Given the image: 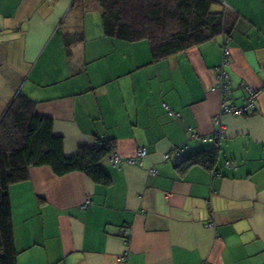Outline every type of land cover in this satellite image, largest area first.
Segmentation results:
<instances>
[{
	"label": "crops",
	"instance_id": "0c3cea01",
	"mask_svg": "<svg viewBox=\"0 0 264 264\" xmlns=\"http://www.w3.org/2000/svg\"><path fill=\"white\" fill-rule=\"evenodd\" d=\"M213 2L227 10L241 105L245 85L264 84V0ZM101 15L98 0H0L1 106L21 90L53 119L67 156L110 138L123 158L103 159L109 184L42 165L11 185L18 264H264V92L252 112L224 114L210 140L222 34L153 60L148 40L105 35ZM215 146V170L179 166Z\"/></svg>",
	"mask_w": 264,
	"mask_h": 264
},
{
	"label": "trees",
	"instance_id": "16d2710c",
	"mask_svg": "<svg viewBox=\"0 0 264 264\" xmlns=\"http://www.w3.org/2000/svg\"><path fill=\"white\" fill-rule=\"evenodd\" d=\"M98 3L105 35L128 41L148 40L153 60L184 52L220 34H226L231 43L227 10H214L213 0H98ZM84 36L82 31L77 32L79 40ZM36 106L37 101L21 90L4 107L0 103V264H18L10 187L26 180L30 167L48 165L60 176L82 171L97 183L111 182L102 161L116 152L115 141L99 140L97 145L81 146L76 154L67 156L63 136L53 131V119L38 114ZM185 147L176 149V154ZM218 155V146L209 147L181 158L179 166L187 168L199 163L215 170Z\"/></svg>",
	"mask_w": 264,
	"mask_h": 264
},
{
	"label": "built area",
	"instance_id": "2783aa9c",
	"mask_svg": "<svg viewBox=\"0 0 264 264\" xmlns=\"http://www.w3.org/2000/svg\"><path fill=\"white\" fill-rule=\"evenodd\" d=\"M222 59L221 63L215 67L216 70V83L214 86V89L220 91L222 94L221 99V106L219 113L216 116V123L219 124V128L215 132L214 137H210V140H219L223 134H224V125L222 123V117L224 114H232L237 116H242L245 114H248L252 112L256 106L257 99L259 95L264 92V84L259 88H254L249 85H245V89L247 91V95L244 97L243 102L241 105H236L232 102L231 97V85H232V77L229 71L227 70V67L231 64V48H230V38L226 35H222ZM147 150L146 148L140 147L137 152L138 159L135 158H128L126 161L130 163H136L138 160H141V158L146 154ZM182 152V149H179L177 154L180 155ZM170 154H166V158H170ZM112 163L114 166L118 167L120 166L121 162L123 161V158L120 156L119 152H113L110 157ZM227 166H232L231 161L226 162ZM90 205V200L87 201L83 208L88 207ZM213 225V223L211 224ZM128 230L123 229L121 232V236L125 239L128 238ZM127 257V254H123L120 259H125Z\"/></svg>",
	"mask_w": 264,
	"mask_h": 264
},
{
	"label": "rangeland",
	"instance_id": "374dc122",
	"mask_svg": "<svg viewBox=\"0 0 264 264\" xmlns=\"http://www.w3.org/2000/svg\"><path fill=\"white\" fill-rule=\"evenodd\" d=\"M95 9H92L91 11H90V13L92 14V16H93V20L95 21V15H94V13L92 12V11H94Z\"/></svg>",
	"mask_w": 264,
	"mask_h": 264
}]
</instances>
